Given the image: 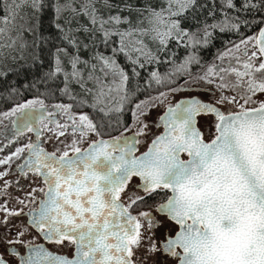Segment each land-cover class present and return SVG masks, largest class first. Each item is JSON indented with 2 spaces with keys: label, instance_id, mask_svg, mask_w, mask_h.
<instances>
[{
  "label": "snow or ice",
  "instance_id": "1",
  "mask_svg": "<svg viewBox=\"0 0 264 264\" xmlns=\"http://www.w3.org/2000/svg\"><path fill=\"white\" fill-rule=\"evenodd\" d=\"M0 126V264H264V0H0Z\"/></svg>",
  "mask_w": 264,
  "mask_h": 264
},
{
  "label": "trees",
  "instance_id": "2",
  "mask_svg": "<svg viewBox=\"0 0 264 264\" xmlns=\"http://www.w3.org/2000/svg\"><path fill=\"white\" fill-rule=\"evenodd\" d=\"M185 26H188L187 24ZM249 35L251 34V32L248 33ZM237 37L236 36H233L231 34H224V35H221L220 36V39H218L217 41H215V47L214 48H210L209 50L205 51L203 53V56H204V60L205 61H211L213 56L215 55L216 53V50L217 49H222L223 47H225V45L227 44L228 41L230 40H236ZM183 53L181 52V55ZM151 67L153 66H150L149 67V70H151ZM161 71H164V68L161 67L160 68ZM142 76L146 77L147 76V72L145 71H142ZM135 84V81L133 82ZM142 83V82H141Z\"/></svg>",
  "mask_w": 264,
  "mask_h": 264
},
{
  "label": "flooded vegetation",
  "instance_id": "3",
  "mask_svg": "<svg viewBox=\"0 0 264 264\" xmlns=\"http://www.w3.org/2000/svg\"><path fill=\"white\" fill-rule=\"evenodd\" d=\"M5 124H7V121H5ZM2 130H4L3 129V126H0V131H2ZM162 130V129H161ZM142 150H143V148H142ZM13 175H15V173L13 174ZM10 178H12V177H10ZM27 183H29V182H27V181H25V184L27 185ZM17 194H19L18 192H17ZM14 206V205H13Z\"/></svg>",
  "mask_w": 264,
  "mask_h": 264
},
{
  "label": "rangeland",
  "instance_id": "4",
  "mask_svg": "<svg viewBox=\"0 0 264 264\" xmlns=\"http://www.w3.org/2000/svg\"><path fill=\"white\" fill-rule=\"evenodd\" d=\"M178 98H180L179 97V94L177 95V97H176V99H178ZM170 99H171V97H170ZM159 111H160V113L163 111V108H161V109H159ZM154 131H159V130H156V129H153Z\"/></svg>",
  "mask_w": 264,
  "mask_h": 264
},
{
  "label": "water",
  "instance_id": "5",
  "mask_svg": "<svg viewBox=\"0 0 264 264\" xmlns=\"http://www.w3.org/2000/svg\"><path fill=\"white\" fill-rule=\"evenodd\" d=\"M179 99V98H178ZM163 112V111H162ZM162 112H161V114H162Z\"/></svg>",
  "mask_w": 264,
  "mask_h": 264
}]
</instances>
